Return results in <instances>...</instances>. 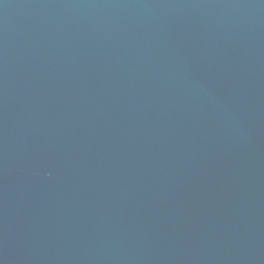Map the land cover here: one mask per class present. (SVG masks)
Listing matches in <instances>:
<instances>
[{"label":"water","instance_id":"obj_1","mask_svg":"<svg viewBox=\"0 0 264 264\" xmlns=\"http://www.w3.org/2000/svg\"><path fill=\"white\" fill-rule=\"evenodd\" d=\"M0 264H264V0H0Z\"/></svg>","mask_w":264,"mask_h":264}]
</instances>
